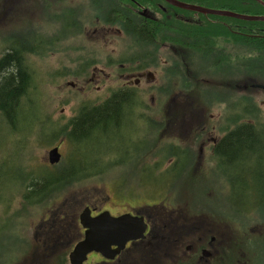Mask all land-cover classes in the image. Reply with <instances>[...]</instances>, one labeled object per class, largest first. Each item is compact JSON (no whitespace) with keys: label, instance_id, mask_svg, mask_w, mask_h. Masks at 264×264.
<instances>
[{"label":"flooded vegetation","instance_id":"af4514ba","mask_svg":"<svg viewBox=\"0 0 264 264\" xmlns=\"http://www.w3.org/2000/svg\"><path fill=\"white\" fill-rule=\"evenodd\" d=\"M26 1V6L32 9V17L27 20L38 19L45 25L24 38L20 46V62L30 81L20 101L30 100L32 88L38 87L36 69L38 65L45 66L52 56L56 70L74 71L73 78L78 83H71L78 86L80 94V108L73 110L69 120L56 131L55 141L48 149L49 159L52 149L58 148L59 162H86V142L104 137L105 144L91 142L92 161L99 162L108 156L110 162L132 158L135 162H157L156 144L146 150L152 151L151 158L141 154L148 141L144 130L149 128L155 130L157 142L173 139L182 144L188 162L197 165L217 162L225 171L220 175L221 190L214 209L193 207L189 201L186 207H176L168 190L161 194L166 195V200L158 199L146 206L139 195L133 197L123 192H118L123 196L120 208L109 205L99 210L92 206V216L103 210L113 216L125 213L143 216L147 229L144 237L130 239L120 250L118 245H111L105 255L90 252L83 264H264V173L241 172L246 162H264V77L240 73L239 68L247 64L233 61L237 60V48H226L232 60L215 65L218 80L213 91L217 110L180 114L172 105L177 96L167 93L171 88L166 85L163 73L167 60L160 58L159 62L157 48L142 51L131 46L125 33L111 22L119 19L150 22L156 34V24L163 19L167 6L182 11L186 20H200L202 13L179 8L167 0H130L131 4L126 0H41L37 18L34 6ZM126 11L130 14L126 15ZM205 16L213 21L222 18ZM145 32L148 37L150 32ZM221 44L219 52L223 51ZM12 69L8 67L7 72H13ZM38 100L35 97L36 105ZM109 100L119 101L120 112L104 134L93 128L78 130L71 122L83 108L97 107ZM40 113L45 118L52 116L47 106ZM176 117L182 120L179 134L170 133ZM66 150L72 151L71 159H67ZM121 153L125 154L122 159ZM166 155L161 157L164 161ZM46 210L39 214L40 222L22 224L17 239L23 247L3 264H71L70 252L85 236L86 229L80 222L82 209L71 216L66 207ZM58 212L60 219L74 222H48Z\"/></svg>","mask_w":264,"mask_h":264},{"label":"rangeland","instance_id":"374dc122","mask_svg":"<svg viewBox=\"0 0 264 264\" xmlns=\"http://www.w3.org/2000/svg\"><path fill=\"white\" fill-rule=\"evenodd\" d=\"M26 2V0L0 1L2 6L0 10V45L3 44V39L6 37H11L12 41L15 38L26 39L34 32H39L40 27L43 28L45 25L38 19H33L30 22L26 20L32 17V9L26 6ZM40 5L41 0L34 8L37 18H39L37 7L39 8ZM6 51L7 47L0 49V58ZM161 58L167 60L165 57ZM38 66L40 67L36 69L35 78L38 87L32 88L30 100L21 102V105L16 108L18 111L16 109L12 110L11 117L0 119V264H3L10 256L16 253L18 248L23 247L22 242L17 239L19 235L17 231L22 228V224L41 221L39 218L41 209L39 207H27L20 210L22 198L19 200L17 194L21 191V180L28 174L27 178L30 177V179L34 180H39L38 176L40 174H42L43 178L45 177L43 173L46 167L51 166L48 160V149L53 145L56 133L60 130L59 127L61 128L69 120L74 112L73 110L78 111L80 108L78 86H73L71 83H78L73 78L74 71L67 69L56 70L54 56L47 58L45 66ZM215 83V80L203 81L201 84L195 83L196 88L193 86L190 92H188V88L185 89L181 86H176L174 91L170 88L167 93L171 96H177L172 104L174 111L180 114L184 111L192 113L195 111H206L204 105H202L206 99L205 94H202V89L208 86L213 89ZM39 91H44V93L38 94ZM240 93L237 98H240ZM35 97H37V100L39 97L38 105L34 103ZM208 100H210L211 105L207 103L206 106L211 107V111L215 112L217 110L215 98L211 96ZM46 106L51 110V120L56 121V124L51 121L46 122L45 115L40 113ZM181 122V117H176L171 125L170 133L179 134L178 131L183 129V126H180ZM144 136L148 141L143 145V150H139V153L141 151L143 155L150 146L156 144L154 150L158 156L154 158H159L157 162H178V164L169 174L161 175L159 170H152L151 173H147L145 167H141V163L135 162L134 158L121 162L123 164L119 165L118 168L123 175V179L120 181L124 188L128 191L134 189L133 191L142 197L148 196L150 193L158 197L160 194H164L165 190H168L170 191V197H179L180 202L176 207H186V202L189 201L190 206L193 207L214 209L217 206L218 191L221 190L219 187L220 175L225 173V171L222 172L220 165L218 166L217 162H198L199 165L196 162H188L186 154L182 151V144L177 143L173 139L168 142H160L159 140L157 142L155 130L146 128ZM181 139L183 140L182 136ZM91 142H94L95 145L96 143L102 145L105 144L106 139L100 137L99 140L86 142L85 147L88 150L85 156L86 162L92 165L96 161H92ZM171 152L176 154L168 157L167 159L170 158L168 161H164L161 158ZM66 156L67 159H71L72 151L66 150ZM124 157L125 154L121 153L120 158ZM148 157L151 158L149 153ZM108 158V156H105L99 162H110L107 161ZM185 163L189 164L190 175L186 169H183ZM241 169V172L245 175L258 172L264 173V162H246ZM153 175H156V178ZM144 182L148 186L150 183V187H144ZM114 183L118 187L121 185L118 181H114ZM75 192V196L72 199L79 203L81 209L86 204H91L99 210L109 207V205L114 208H120L123 202L121 199L123 196L112 185L104 187L103 185L99 186L91 183L75 188ZM155 192H158V194ZM65 199H67V196L57 200L51 206H54V208L65 206L61 205ZM51 206L50 208H53ZM73 206L66 208L70 216L71 213L77 210V204ZM111 209L113 213L116 212L115 209ZM45 212H47L46 209L44 210ZM51 220L52 218L48 219V222ZM63 222L65 220H61L59 217L54 223ZM66 222H69V219Z\"/></svg>","mask_w":264,"mask_h":264},{"label":"trees","instance_id":"16d2710c","mask_svg":"<svg viewBox=\"0 0 264 264\" xmlns=\"http://www.w3.org/2000/svg\"><path fill=\"white\" fill-rule=\"evenodd\" d=\"M38 1L35 0V4ZM159 1L162 2V0ZM189 1L204 4L208 8L235 11L245 15L264 16V5L256 0ZM126 2L127 4L132 3L130 0H126ZM1 9L2 6L0 5ZM159 11L162 13L160 8ZM181 12L177 8L167 6V12L162 13L163 19L156 24V34L152 31L153 24L150 22L145 23L141 20L127 22L124 19H119L112 21L111 24L120 27L131 46L142 51L146 49L151 51L153 48H157L160 63L161 57L167 58V65L163 68V73L166 85L171 87L172 91L176 89V86L185 89L189 86L190 89H193V86H196L195 83L201 84L203 81L218 80V71L215 65L232 60V54L226 51V48L230 49V47L237 48V60L233 59V61H237L239 64H247L245 68H239L240 73H253L255 78L264 77V21H246L224 17L220 18L221 21H213L204 14H200L202 16L200 20H186L182 15L183 12ZM184 12L192 13L190 11ZM128 14L130 13L126 11V15ZM145 31L150 32L148 37L143 34L146 33ZM17 41H20L19 45H11L10 37H6L3 39V46H0V49L4 46L11 49L0 58V119L12 116V110L21 105L20 97L24 94H20L21 90H27L30 85L26 70L21 65L19 58L20 46L24 41L23 39H17ZM154 41L156 42L154 43ZM220 42L222 43V52L218 51ZM10 66H12L13 72L1 75V71ZM185 89L183 90L185 91ZM202 91L206 97L203 104L205 110L211 111V107L206 106V104L211 105L208 98L214 97V91L209 86L203 88ZM119 104V101L109 100L97 107L83 108L76 118L71 119V122H74L78 130L93 128L100 134H104V130L117 121L120 112ZM34 110L36 111V109ZM47 121L56 124L51 120V117L46 118ZM148 153L153 155L150 150L149 152L146 151L143 157H147ZM171 156L172 153L166 155L165 158ZM140 163L141 167H145L147 173H151L152 170H159L161 175L169 174L178 164V162ZM122 164L121 162H93L91 165L88 162L61 161L52 167H46L43 173L45 177H40L39 180L27 178L28 175H25L21 180V191L17 194L19 200L22 198L20 210L27 207H39L41 209L40 214H44V209L50 208L57 200L67 196V199L61 204L65 206L60 207H74L73 205L77 204L76 209L80 211L79 203L72 199L76 193L75 188L91 183L104 187L110 184L117 192L136 197L138 194L133 191L134 189L128 191L121 184L120 180L123 179V175L118 166ZM183 169H186L190 175L188 163L183 165ZM153 176L156 178V175ZM114 181H118L121 185L116 186ZM143 186L149 188L150 183L148 186L144 182ZM140 197L143 204L153 203L158 199H167L166 195L158 198L152 193ZM178 203L179 197H175L174 205ZM60 215L59 212L53 214L50 222L54 223ZM69 222L73 223L74 220L69 219Z\"/></svg>","mask_w":264,"mask_h":264},{"label":"water","instance_id":"95a60500","mask_svg":"<svg viewBox=\"0 0 264 264\" xmlns=\"http://www.w3.org/2000/svg\"><path fill=\"white\" fill-rule=\"evenodd\" d=\"M171 4L190 11L199 12L205 15H216L232 17L246 21H264V16L245 15L235 11L208 8L180 0H167ZM264 5V0H256ZM58 148L52 149L50 163L56 164L60 160ZM80 222L86 229L83 239L78 241L70 252L71 264H83L87 255L92 251H99L105 255V251L111 245H118V250L124 247L130 239L144 237L147 223L143 216L125 213L113 216L105 210L96 216H92V208L87 205L80 214Z\"/></svg>","mask_w":264,"mask_h":264},{"label":"bare ground","instance_id":"6f19581e","mask_svg":"<svg viewBox=\"0 0 264 264\" xmlns=\"http://www.w3.org/2000/svg\"><path fill=\"white\" fill-rule=\"evenodd\" d=\"M7 69H8V68H5V69H3L1 72H2V73H5V72H7ZM22 92H23V90H21L20 93H22ZM15 109H16V108H15ZM15 109H13V110H15ZM17 110H18V109H16V111H17Z\"/></svg>","mask_w":264,"mask_h":264}]
</instances>
